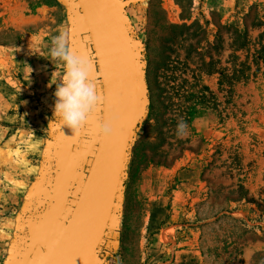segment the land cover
I'll use <instances>...</instances> for the list:
<instances>
[{
    "label": "rangeland",
    "instance_id": "rangeland-1",
    "mask_svg": "<svg viewBox=\"0 0 264 264\" xmlns=\"http://www.w3.org/2000/svg\"><path fill=\"white\" fill-rule=\"evenodd\" d=\"M123 12L142 116L89 264H264V0H135ZM62 31L86 46L104 95L77 0H0V264H31L45 229L65 224L99 143L93 125L74 136L54 114L63 65L49 48Z\"/></svg>",
    "mask_w": 264,
    "mask_h": 264
},
{
    "label": "water",
    "instance_id": "water-1",
    "mask_svg": "<svg viewBox=\"0 0 264 264\" xmlns=\"http://www.w3.org/2000/svg\"><path fill=\"white\" fill-rule=\"evenodd\" d=\"M134 1L77 0L93 41L103 81V117L112 119L114 131L109 137L99 138L70 216L55 235L45 229L44 248L36 253L31 264H59L69 246L87 249L95 244L96 254L108 230L132 135L142 116L139 63L123 12ZM92 258L91 253L82 258L77 256L76 264H89Z\"/></svg>",
    "mask_w": 264,
    "mask_h": 264
},
{
    "label": "clouds",
    "instance_id": "clouds-1",
    "mask_svg": "<svg viewBox=\"0 0 264 264\" xmlns=\"http://www.w3.org/2000/svg\"><path fill=\"white\" fill-rule=\"evenodd\" d=\"M70 39L69 33L62 31L52 37L49 48L50 57L63 65L54 82V114L60 124L72 129L74 136H79L91 124L97 138L109 137L114 126L111 118L100 116L105 98L98 91L95 62L87 53L72 47ZM187 134L188 124L181 119L176 136L183 139Z\"/></svg>",
    "mask_w": 264,
    "mask_h": 264
},
{
    "label": "snow or ice",
    "instance_id": "snow-or-ice-1",
    "mask_svg": "<svg viewBox=\"0 0 264 264\" xmlns=\"http://www.w3.org/2000/svg\"><path fill=\"white\" fill-rule=\"evenodd\" d=\"M84 47H85V53H86V46H84ZM141 115H142V113H141ZM68 138L73 139V140L75 139L74 137H68ZM73 144H76V143L73 142L71 144V150L73 152H76L77 149L73 150V148H72ZM96 247H97V245H95V244H93L90 248H87V249L80 248V247H75V246H69L64 251V253H63L64 258L59 262V264H76V257L79 256V257L82 258L87 253H91L94 256Z\"/></svg>",
    "mask_w": 264,
    "mask_h": 264
},
{
    "label": "bare ground",
    "instance_id": "bare-ground-1",
    "mask_svg": "<svg viewBox=\"0 0 264 264\" xmlns=\"http://www.w3.org/2000/svg\"><path fill=\"white\" fill-rule=\"evenodd\" d=\"M91 40H92V38H91ZM93 42V41H92ZM102 84H103V81H102ZM81 190H82V188H81Z\"/></svg>",
    "mask_w": 264,
    "mask_h": 264
}]
</instances>
